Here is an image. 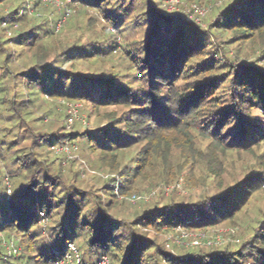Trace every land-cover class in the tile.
<instances>
[{
	"label": "trees",
	"instance_id": "trees-1",
	"mask_svg": "<svg viewBox=\"0 0 264 264\" xmlns=\"http://www.w3.org/2000/svg\"><path fill=\"white\" fill-rule=\"evenodd\" d=\"M56 1L0 0V264H51L68 243L88 263L264 264L260 208L233 247L172 242L176 255L161 238L238 224L264 191L263 160L240 180L225 164L264 148V0L223 1L205 30L166 0ZM66 104L89 117L114 110L102 127L69 133ZM57 107L65 124L47 126ZM70 141L69 156L92 154L104 170L94 192L76 185L75 160L62 165L68 155L58 149ZM179 183L202 193L164 197ZM152 190L157 199H138Z\"/></svg>",
	"mask_w": 264,
	"mask_h": 264
},
{
	"label": "rangeland",
	"instance_id": "rangeland-1",
	"mask_svg": "<svg viewBox=\"0 0 264 264\" xmlns=\"http://www.w3.org/2000/svg\"><path fill=\"white\" fill-rule=\"evenodd\" d=\"M59 1L60 0L56 2L59 3ZM223 1L227 2L229 0H210V2L207 3V5L201 7L202 8L201 13L189 12L188 8H190L191 4L185 0H166L165 2H163L164 3L163 6L165 5L166 8L165 7L163 8L167 9L170 12L176 11L178 13L184 14L190 20H193L198 27L205 30L208 28L209 23L214 22L215 15H213V10H214L213 8L220 6L223 3ZM78 23L80 25L83 24L82 19H79ZM117 39L118 42H120V44L122 45L124 44L120 35H117ZM219 54L221 58H224L223 54L221 53ZM113 56L115 57L114 62L117 65L119 61L122 63V60L116 59L118 56L115 55ZM248 58H249L248 61L253 62L254 60L253 55H249ZM259 64L262 66L264 62L261 60ZM119 66H120L119 68L123 70V68H121L122 64L119 63ZM112 110L114 109L113 108H108L105 110L101 109L98 112H92L91 117H89L88 115L89 108L82 107L77 113V115L79 116V118H81V120H78L77 124H74L72 127L66 126V131L69 133L72 132L77 133L86 129L87 130L92 129L93 127L96 126L102 127V125L108 123V120L106 118L107 116L106 112H110ZM67 111L66 109L57 107L56 112L58 113V117H53V115L55 114V110H54V114H52L51 116L47 114L44 120L46 125L50 126L55 123H59V121H62V123L65 124L64 123L65 117H61V114L63 116L64 112L67 113ZM56 120H58V122ZM69 145H71V141L69 143H66V145L64 146H69ZM199 147L203 148L204 146L199 145ZM130 155L128 152L127 159L129 158ZM228 155L230 158H228V160L227 159L225 160L226 161L225 164L228 167L229 175L231 176L234 175V177L240 180L243 177V175H246L245 174L246 170L249 169L254 170V168L256 169L262 160L264 161L263 158L264 148L260 149L257 153H255V155L249 153H242L240 156L232 153ZM87 158H88L87 160H84V158L82 156H79L78 153L76 155L66 156L62 161V165L64 166V168H67L70 164V161L75 160V168L79 169L80 170L79 173L81 174L80 177L81 179H79L76 184L78 188H80L81 190L96 191L100 187L99 180L105 175L104 170L99 171L98 169H95L93 167V161L96 159L95 156H92V154H88ZM13 187L16 192L15 196L13 197V201L19 202L21 200L20 199L21 196H18L17 193L20 191L21 186L14 185ZM157 191L158 190L143 192L142 196H140L138 199L144 202H149L151 200L157 199L158 198ZM163 191H164L163 192L164 197H168V195L173 196L174 200L181 202L188 201L194 198V196H197L198 193H202L201 189L191 188L188 185H184L182 183L176 185H170L168 186V188L163 189ZM252 199H254L252 203L248 205L247 209L238 218V224L235 225L220 224L217 226H213L201 230L200 229L192 230L191 232H183L177 230V233H170L169 235L164 234L161 238L163 244L166 245L165 249L169 252L173 251L176 253V255H179L180 254V252L178 251L179 247L175 248L176 246L174 247L173 243H178V245H180V248L182 249L191 250L192 248L198 247L197 250H205V251L208 250L206 248H211V247L222 249L226 246L233 247L234 245H237L236 242L241 241L242 238H244L247 232L249 231L248 225L250 224L251 219L257 216L259 208L262 211H264V191L261 194L259 193ZM25 201L27 202V204L31 205L33 198L31 196L26 197ZM137 201L136 198H134L130 200V204L134 205ZM0 203H5V202L3 199H0ZM11 203H12V199H11ZM33 207L36 208L39 206L34 205ZM119 209L123 210L124 207L121 205L119 206ZM41 226L43 227V224H41ZM47 232L48 230L44 232L43 235H46ZM195 242H198V244L195 245ZM62 245H64V242L59 247H61ZM7 247H9V245L7 246L5 245L6 250L9 251ZM95 261L96 258L91 260V262L89 263H94Z\"/></svg>",
	"mask_w": 264,
	"mask_h": 264
},
{
	"label": "built area",
	"instance_id": "built-area-1",
	"mask_svg": "<svg viewBox=\"0 0 264 264\" xmlns=\"http://www.w3.org/2000/svg\"><path fill=\"white\" fill-rule=\"evenodd\" d=\"M44 1H50V0H44ZM190 8L193 10V12H198L201 13L202 8L198 6H190ZM189 11V10H188ZM68 107V114L69 117L67 119V125L70 126L74 120H81L79 116L77 115L78 113V107L79 105L75 104H66ZM84 121V120H83ZM76 150L75 146H62L61 148L58 149V152H63L67 154L68 156L72 151ZM7 194H10V186L7 184ZM40 216L42 218V224L44 225L46 223V220L44 219V216L42 213H40ZM198 242H195V245H197ZM9 252H12V255H17L19 252L20 248L15 247L13 244L9 245L8 247ZM51 264H110L109 260L107 257H101L99 260L95 261L94 263H88V262H83L80 260L79 253L75 247L74 244L68 243L66 246V249L64 251V254L54 260Z\"/></svg>",
	"mask_w": 264,
	"mask_h": 264
}]
</instances>
